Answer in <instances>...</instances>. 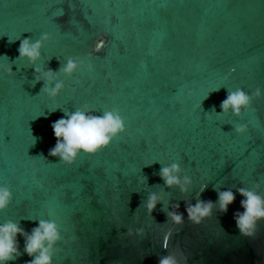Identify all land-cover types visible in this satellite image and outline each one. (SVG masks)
I'll return each instance as SVG.
<instances>
[{
    "label": "water",
    "instance_id": "obj_1",
    "mask_svg": "<svg viewBox=\"0 0 264 264\" xmlns=\"http://www.w3.org/2000/svg\"><path fill=\"white\" fill-rule=\"evenodd\" d=\"M44 34L38 60L17 58L21 40ZM70 58L80 66L64 74ZM0 63L12 65L0 70V186L11 192L0 223L27 232L55 221L53 264H158L179 250L188 264H264V221L254 238L239 234L238 193L227 213L216 206L200 225L185 212L222 190L258 184L264 195V95L239 116L220 109L228 91L264 90V0H0ZM36 68L53 70L49 87L62 82L56 97ZM85 106L96 116L118 111L126 131L65 165L48 155L51 123ZM173 163L192 180L186 193L160 178ZM153 193L160 202L149 215ZM174 204L181 225L167 216ZM20 253L9 264L30 259L22 238Z\"/></svg>",
    "mask_w": 264,
    "mask_h": 264
},
{
    "label": "clouds",
    "instance_id": "obj_2",
    "mask_svg": "<svg viewBox=\"0 0 264 264\" xmlns=\"http://www.w3.org/2000/svg\"><path fill=\"white\" fill-rule=\"evenodd\" d=\"M48 38V35L44 34L35 42L28 38L21 40L17 49L19 53L17 58H26L30 63H34L39 59L42 41ZM79 66L76 61L70 58L60 71L64 74H72ZM87 67L89 71L93 70L91 63ZM0 70L11 74L12 65L0 63ZM34 71L40 73L35 78L37 82L41 80V77L45 81L42 91L49 97H56L63 84L56 82L53 87H49V84L55 79L53 70L41 71V69L36 68ZM262 95H264V90L259 87L251 95L241 88L228 91L226 98L220 104L221 113H227L231 110L233 115L239 116L242 110L250 108L254 98H260ZM51 128L56 143L49 149L48 155L58 157L60 162L65 165L75 163L81 153L89 156L99 153L106 149L118 134L126 131L125 121L118 111H106L102 115L96 116L90 114L87 106L74 112H64L61 118L51 123ZM234 131L237 135H243L248 131V125H236ZM31 139V145L34 146L37 138L31 135ZM40 158L43 159L42 156ZM179 171L180 167L175 163L161 167L160 178L166 187L170 188L175 185L180 188L182 193H186L192 180L189 177H184L181 181L178 175ZM205 188L206 185H201L200 191L203 192ZM258 189L259 185L257 184L253 189L239 187L235 193L230 189L218 191L216 201L197 199L195 204H187L185 212L193 224L200 225L212 216L216 206L221 213H227L229 205L235 201L238 193L242 197L240 200L242 211L237 210L233 214L235 226L241 236L254 238L258 224L264 221V195H261ZM10 202L11 192L8 188L0 186V210H4ZM159 202L160 197L158 195L155 193L149 195L144 204L149 215L155 210ZM172 207L177 210L168 211L167 216L173 224L181 225L184 217L178 211L180 205L174 204ZM142 234L143 228L128 229L129 236ZM21 238L23 240V252L30 258L26 264H53L55 246L62 238L59 226L55 221L38 220L36 226L27 232L17 222L9 220L0 223V264H9L20 256ZM169 238L170 230L164 234V240ZM163 247H166L164 243ZM177 255L162 256L159 258L158 264H188V258L182 250H179Z\"/></svg>",
    "mask_w": 264,
    "mask_h": 264
}]
</instances>
